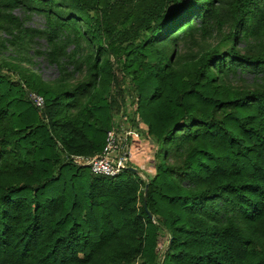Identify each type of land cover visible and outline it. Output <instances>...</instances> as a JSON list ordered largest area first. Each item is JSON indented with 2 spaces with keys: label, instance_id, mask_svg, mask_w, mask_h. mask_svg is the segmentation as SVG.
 I'll return each instance as SVG.
<instances>
[{
  "label": "trees",
  "instance_id": "obj_1",
  "mask_svg": "<svg viewBox=\"0 0 264 264\" xmlns=\"http://www.w3.org/2000/svg\"><path fill=\"white\" fill-rule=\"evenodd\" d=\"M128 95L155 174L75 165ZM0 264H264V0H0Z\"/></svg>",
  "mask_w": 264,
  "mask_h": 264
},
{
  "label": "rangeland",
  "instance_id": "obj_2",
  "mask_svg": "<svg viewBox=\"0 0 264 264\" xmlns=\"http://www.w3.org/2000/svg\"><path fill=\"white\" fill-rule=\"evenodd\" d=\"M15 14L22 18L25 19V27L26 28H32V29H42L45 25V21L41 16L38 15H32L30 18L26 19L23 16L22 11L17 10L15 12ZM34 49L36 51H38L40 54H35L33 53L34 51H30L27 54V58L30 59L31 64L30 65H26V62L22 65L25 66V68L30 69L31 71H33L34 73H36L37 75L40 76V78L45 81V82H50V81H54L55 79H57V77L59 76V72L56 69V67L51 66L48 64V62L45 60L44 56L42 55V53L45 51V42L43 40L38 41V44L34 47ZM8 54L15 57L17 56V54H15L14 52H12L11 50L8 51L5 56L8 57ZM11 63H17V61H11ZM3 75L6 74H10L11 72L9 69L7 68H3V70H1ZM11 78H14L11 75ZM128 107L126 109V114L125 115H118L116 117V121L118 120V122L120 121L121 126H123V131L125 132L124 135H126V133L129 132H134L135 133V137H130V135H128V139L129 141H131L134 138V142L140 143V145H143V147L146 148V150H144L145 154L142 155V157L139 159L138 157V161L135 164V167L140 171L139 175L142 178H145V175H148L149 177H152L155 174V171L153 169V165H154V155L156 153L155 150H157V145L155 143V140L153 139V137H149L147 138L144 134L143 131H141L142 129L140 128V124L138 126V128H133V125L130 122V116L132 114V112L134 111V106L131 104V97L128 95ZM139 123V122H138Z\"/></svg>",
  "mask_w": 264,
  "mask_h": 264
},
{
  "label": "built area",
  "instance_id": "obj_3",
  "mask_svg": "<svg viewBox=\"0 0 264 264\" xmlns=\"http://www.w3.org/2000/svg\"><path fill=\"white\" fill-rule=\"evenodd\" d=\"M35 104L41 106L43 101L38 96H32ZM116 121V118H115ZM123 126L118 124L109 130L105 138V146L102 152L94 156H71L69 159L77 166L88 168L95 176L116 178L123 173L131 160L132 143L135 133L124 135ZM128 135L134 137L131 141Z\"/></svg>",
  "mask_w": 264,
  "mask_h": 264
},
{
  "label": "crops",
  "instance_id": "obj_4",
  "mask_svg": "<svg viewBox=\"0 0 264 264\" xmlns=\"http://www.w3.org/2000/svg\"><path fill=\"white\" fill-rule=\"evenodd\" d=\"M135 143H136V147H137V142H133V143H132V150H131L132 154H131V156H132V155L134 156L135 153H136V152H135V151H136ZM140 158H141V157L139 156V159H140Z\"/></svg>",
  "mask_w": 264,
  "mask_h": 264
},
{
  "label": "water",
  "instance_id": "obj_5",
  "mask_svg": "<svg viewBox=\"0 0 264 264\" xmlns=\"http://www.w3.org/2000/svg\"><path fill=\"white\" fill-rule=\"evenodd\" d=\"M150 217H152V216H150Z\"/></svg>",
  "mask_w": 264,
  "mask_h": 264
}]
</instances>
